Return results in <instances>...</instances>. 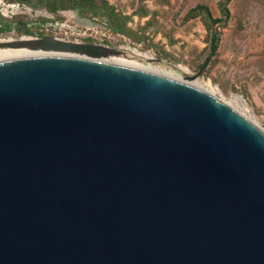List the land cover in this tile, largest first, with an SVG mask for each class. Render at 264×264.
<instances>
[{"label": "water", "instance_id": "1", "mask_svg": "<svg viewBox=\"0 0 264 264\" xmlns=\"http://www.w3.org/2000/svg\"><path fill=\"white\" fill-rule=\"evenodd\" d=\"M13 57L0 264H264V133L198 73L54 36Z\"/></svg>", "mask_w": 264, "mask_h": 264}, {"label": "rangeland", "instance_id": "2", "mask_svg": "<svg viewBox=\"0 0 264 264\" xmlns=\"http://www.w3.org/2000/svg\"><path fill=\"white\" fill-rule=\"evenodd\" d=\"M220 1L94 0L96 6L91 10L71 7L52 10L41 0H20L32 11V16L6 18L0 13L3 21H11L15 26L0 33V41L49 36L73 41L77 38L73 32L85 31L90 37H78V42L119 48L187 77L198 73L192 79L218 99L230 102L235 111L264 130V0H229V17L216 27L218 47L210 57L207 31L200 17L192 16L190 10L203 4L213 18H219ZM21 22L29 34L16 29ZM205 58L207 61L201 68ZM140 69L152 73L158 65L150 70ZM233 97L244 106L234 102Z\"/></svg>", "mask_w": 264, "mask_h": 264}, {"label": "trees", "instance_id": "3", "mask_svg": "<svg viewBox=\"0 0 264 264\" xmlns=\"http://www.w3.org/2000/svg\"><path fill=\"white\" fill-rule=\"evenodd\" d=\"M11 1L18 2L20 0H11ZM228 2L229 0H221L220 2H218L217 8L220 14L219 18H213L207 6L203 4H197L190 10V12L193 13L192 16L200 17L202 24L207 31L208 49H209L208 56L210 57L215 54L218 47V33L216 31V27L219 28V26L223 25L224 22H226V20L229 17L227 11ZM41 3L44 6H46L48 9H52V10H55L57 8H67V7L83 8L86 10H91L96 6L94 0H41ZM36 25L41 26L39 23H36ZM13 27L15 26H13L11 21H3L0 18V33L10 31ZM16 27H17L16 29L20 31L23 30L25 33L29 34L28 28L26 27V25L23 24V22H21ZM207 58H205L204 62L201 64V68L205 65Z\"/></svg>", "mask_w": 264, "mask_h": 264}, {"label": "built area", "instance_id": "4", "mask_svg": "<svg viewBox=\"0 0 264 264\" xmlns=\"http://www.w3.org/2000/svg\"><path fill=\"white\" fill-rule=\"evenodd\" d=\"M0 13L5 16L6 18H14L18 15H31L32 16V11L27 8L25 5L18 3V2H4L3 0H0ZM67 34V33H66ZM73 35H75L77 38L79 37H85L88 38L90 37L84 32H73ZM58 38V37H56ZM77 38H75L73 41L78 42ZM65 40V39H64ZM69 41V40H68Z\"/></svg>", "mask_w": 264, "mask_h": 264}, {"label": "bare ground", "instance_id": "5", "mask_svg": "<svg viewBox=\"0 0 264 264\" xmlns=\"http://www.w3.org/2000/svg\"><path fill=\"white\" fill-rule=\"evenodd\" d=\"M15 58H22V57H13V58H4V59H0V61L1 60H8V59H15ZM113 64H115V63H113ZM116 65H120V64H116ZM123 66H125V65H123ZM128 67H132V68H137V69H140L141 67H135V66H128ZM149 73H151V72H149ZM153 73V72H152ZM209 90V89H208ZM210 92V91H209ZM211 93V92H210ZM213 94V93H212ZM214 95V94H213ZM215 96V95H214ZM220 100V99H219ZM232 100H234V102H236L237 104H240V105H242V106H244V104H243V102L240 100V99H238V98H235V97H233L232 98ZM222 101V100H221ZM223 103H225L227 106H229L231 109H233L232 108V104L230 103V102H224V101H222ZM235 109V108H234ZM233 109V110H234ZM235 111V110H234ZM235 112H237V111H235ZM239 113V112H238ZM240 115H242L243 117H245L247 120H249L244 114H242V113H239ZM250 121V120H249ZM252 122V121H251ZM254 125H256L254 122H252ZM263 133H264V130H262L260 127H259V125H256Z\"/></svg>", "mask_w": 264, "mask_h": 264}]
</instances>
